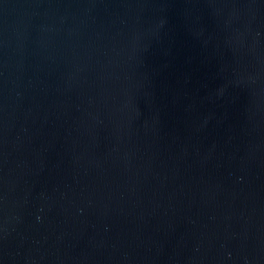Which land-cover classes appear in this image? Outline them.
<instances>
[{"label":"water","instance_id":"water-1","mask_svg":"<svg viewBox=\"0 0 264 264\" xmlns=\"http://www.w3.org/2000/svg\"><path fill=\"white\" fill-rule=\"evenodd\" d=\"M0 264H264V0H0Z\"/></svg>","mask_w":264,"mask_h":264}]
</instances>
